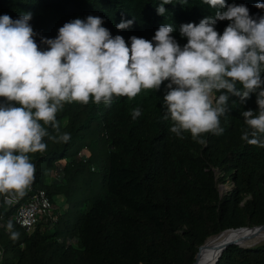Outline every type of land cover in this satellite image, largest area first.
I'll list each match as a JSON object with an SVG mask.
<instances>
[{"label": "trees", "instance_id": "1", "mask_svg": "<svg viewBox=\"0 0 264 264\" xmlns=\"http://www.w3.org/2000/svg\"><path fill=\"white\" fill-rule=\"evenodd\" d=\"M160 3L0 0V15L17 19L30 12L29 23L41 50L48 47L41 37L54 39L65 23L89 15L101 17L103 27L112 36H122L129 46L131 36L152 41L161 25L170 24L171 35L183 47L187 38L180 35L182 24H198L221 10L202 0H173L163 5L166 12L160 15L156 11ZM258 3L264 0H226V4L245 5L253 19L264 16ZM127 20L132 21L129 27H116ZM229 23L218 20L215 30L222 34ZM166 83L159 90H142L132 100L116 98L110 105L91 101L64 105L57 121L60 133H69L71 139L55 142L45 137L47 151L30 154L36 169L31 186L44 189L52 202L59 194L66 203L74 201L51 221L52 230H42L47 223L41 221L28 233L13 218L28 200L27 193L10 204L0 195V264H192L208 236L227 228L264 224V147L241 139L247 129L242 113L251 109L258 114L256 94L244 102L230 96L229 110L220 118L223 133L204 134L207 143L201 145L189 132L183 133V139L177 137L170 131L172 122L162 119ZM136 108L141 115L133 119ZM48 132L58 136L50 127ZM84 147L90 151L85 162L77 156ZM93 162L102 164L100 177L89 174L78 181ZM91 167L88 173L95 172ZM54 168L62 172L60 180L51 178ZM215 169L220 182L232 183L223 195ZM9 221L19 233L16 240L7 230ZM215 264H264V241L250 247L230 245Z\"/></svg>", "mask_w": 264, "mask_h": 264}, {"label": "clouds", "instance_id": "2", "mask_svg": "<svg viewBox=\"0 0 264 264\" xmlns=\"http://www.w3.org/2000/svg\"><path fill=\"white\" fill-rule=\"evenodd\" d=\"M172 2L161 0L157 13L163 15V5ZM202 2L221 10L198 24H182L183 47L170 24L155 31V43L131 36L129 46L103 27L101 17L89 15L65 23L54 39L41 37L48 46L41 50L30 12L17 19L0 15V195L7 203L30 190L36 170L30 154L47 151L45 137L71 139L60 133L57 121L65 104L110 105L119 97L132 100L142 90H159L165 82L162 119L172 122L177 137L189 132L201 145L207 143L204 134L223 133L220 118L229 110L230 96L244 102L255 93L258 114L242 113L247 129L241 139L264 147V16L253 19L245 5L226 0ZM218 20L230 21L222 34L214 27ZM131 24L121 21L116 27ZM140 115L139 108L132 111L133 119ZM49 127L58 136H50ZM6 227L11 239L19 238L11 221Z\"/></svg>", "mask_w": 264, "mask_h": 264}, {"label": "built area", "instance_id": "3", "mask_svg": "<svg viewBox=\"0 0 264 264\" xmlns=\"http://www.w3.org/2000/svg\"><path fill=\"white\" fill-rule=\"evenodd\" d=\"M77 156L80 158L81 161L85 162L89 156H90V151L88 148L84 147L82 148ZM93 169V167H91ZM216 173V172H215ZM219 173V172H218ZM61 177V173L59 171H53L51 173V178L53 179H59ZM230 181V180H229ZM231 182V181H230ZM226 181L221 183V186L226 187V188H221L219 186V190H223L224 193H226L228 190L232 188V183L231 186L229 187L226 186ZM228 183V180H227ZM220 195H223L220 193ZM28 195V200L22 202L19 207L17 208L16 212L14 213V221L15 223L23 228L26 232H31L35 229L36 225L49 217L51 215V211L53 208V202L47 192L44 189H36L34 190L31 186L30 190L27 191ZM17 199L13 200L12 202L16 201ZM5 201V198H4ZM6 204H9L5 201ZM52 218V216H50ZM55 219V218H54ZM3 256V248L0 244V259Z\"/></svg>", "mask_w": 264, "mask_h": 264}, {"label": "bare ground", "instance_id": "4", "mask_svg": "<svg viewBox=\"0 0 264 264\" xmlns=\"http://www.w3.org/2000/svg\"><path fill=\"white\" fill-rule=\"evenodd\" d=\"M248 236V239L241 242V245H246L247 242H263L264 241V228L259 230H249L248 228H243L239 230H229L222 232L218 235H212L205 240V243L200 250L198 255V264H208L210 263L215 255L218 253L219 248L227 240L236 241L243 236ZM246 242V243H245Z\"/></svg>", "mask_w": 264, "mask_h": 264}, {"label": "rangeland", "instance_id": "5", "mask_svg": "<svg viewBox=\"0 0 264 264\" xmlns=\"http://www.w3.org/2000/svg\"><path fill=\"white\" fill-rule=\"evenodd\" d=\"M91 166L95 170L94 173H88V171H90L89 167H91ZM54 171H59L61 173V177H62V172L58 168H54ZM102 171H103V169H102V164L101 163H95V162L89 163L87 165V168L82 170L83 173L79 176L78 181H81L83 178L87 177L89 174H91L92 176H94L96 178L97 177L99 178L101 173H102ZM215 172H216L215 176H216L217 188L219 189V186L221 188H226V187L221 186V183H223V185H224V182H220L219 179H218L219 170L215 169ZM60 178L58 180H60ZM55 180H57V179H55ZM225 184H226L227 187H229V185L231 186V182L229 181V179H228V183H227V180H226ZM219 191H221L220 192L221 194L224 193V191L222 189L219 190ZM73 201H74V198H72L71 200H69V202L66 203L64 195H62V194L54 196L53 197V208H52L51 215H50V216H52V218L49 216V217H47L46 219L43 220V222H46L47 224L43 225V229L42 230H45V229L52 230V224H51L52 222L51 221L54 220V218H56V216L58 214H63L66 211V207ZM70 215H71L70 219L72 220L73 219L72 218V213ZM245 226H253V225H245Z\"/></svg>", "mask_w": 264, "mask_h": 264}, {"label": "water", "instance_id": "6", "mask_svg": "<svg viewBox=\"0 0 264 264\" xmlns=\"http://www.w3.org/2000/svg\"><path fill=\"white\" fill-rule=\"evenodd\" d=\"M243 228H248L249 230H251V229H253V230H254V229H255V230H259V229L264 228V224L253 225V226H240V227H237V228H227V229L222 230V231L219 232L218 234H221L222 232L229 231V230H239V229H243ZM218 234H216V235H218ZM214 236H215V235H214ZM209 237H211V236H209ZM209 237H207V238H209ZM207 238H206V239H207ZM206 239H205V240H206ZM246 239H248V236H247V235L241 237L239 240H236V241H232V240H227V241H225V242L222 244V246L219 248L218 253L215 255V257L213 258V260H212L210 263H208V264H215L216 261L218 260V257L221 255L222 251H223L225 248H227L228 246H230V245L236 244V245H238V246H240V247H250V246H254V245H256V244H259L258 242H247V243L245 242L246 245H241L240 243H241V242H244V240H246ZM204 243H205V241H204L202 244H200V245L198 246V250H197V252H196V254H195V256H194V261L192 262V264H198V255H199L200 250L202 249ZM260 243H261V242H260Z\"/></svg>", "mask_w": 264, "mask_h": 264}]
</instances>
